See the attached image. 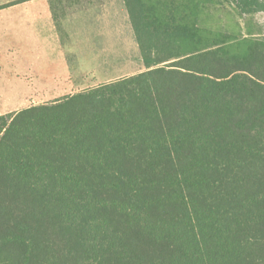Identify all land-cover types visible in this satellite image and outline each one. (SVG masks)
I'll return each mask as SVG.
<instances>
[{
	"label": "trees",
	"instance_id": "obj_1",
	"mask_svg": "<svg viewBox=\"0 0 264 264\" xmlns=\"http://www.w3.org/2000/svg\"><path fill=\"white\" fill-rule=\"evenodd\" d=\"M124 4L145 70L0 115V264H264V0Z\"/></svg>",
	"mask_w": 264,
	"mask_h": 264
},
{
	"label": "crops",
	"instance_id": "obj_2",
	"mask_svg": "<svg viewBox=\"0 0 264 264\" xmlns=\"http://www.w3.org/2000/svg\"><path fill=\"white\" fill-rule=\"evenodd\" d=\"M17 1L0 0V60L16 70L17 65L28 67L32 76L46 75L40 77L42 89L50 84L54 92L82 90L89 73L78 61L88 55L82 52L106 50L111 55L110 46L117 40L116 0Z\"/></svg>",
	"mask_w": 264,
	"mask_h": 264
},
{
	"label": "rangeland",
	"instance_id": "obj_3",
	"mask_svg": "<svg viewBox=\"0 0 264 264\" xmlns=\"http://www.w3.org/2000/svg\"><path fill=\"white\" fill-rule=\"evenodd\" d=\"M115 5L119 17L116 28L117 40L116 42L113 41L110 46V50L112 48L111 55L108 54V52H105L106 50L92 52L86 51L82 53L88 55L86 57L83 56L82 59H78V61H81L83 64V69L81 70L89 72L86 75V83L82 85V90L102 83H107L101 82L96 84V82H90V80L112 77L113 80L111 81H114L146 69L140 55L139 46L131 26L124 0H116ZM210 14L209 22L213 27H221L226 30L234 27L238 29L241 28L243 33L252 32L254 36L264 39V11L254 15L240 16L234 13L230 8L213 7L210 10ZM79 38L81 39V37ZM96 44L97 42L95 45ZM81 46L88 47L89 45ZM71 61L73 60L71 59ZM20 62L24 64L29 62V60H20ZM0 64H2V67H0V115L9 112H16L35 104L52 103L64 96L82 91L66 90L54 92L50 90V87L52 86L50 84L44 85V88L42 89L43 86L40 83V77L46 78V75L32 76L30 75L28 67H19L17 65L16 70V68L8 63L6 64L4 60H0ZM59 71H61V69ZM60 77H63V74H60ZM72 78L73 82L77 80L76 77Z\"/></svg>",
	"mask_w": 264,
	"mask_h": 264
}]
</instances>
